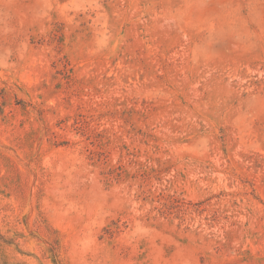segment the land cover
I'll return each mask as SVG.
<instances>
[{
	"label": "rangeland",
	"instance_id": "374dc122",
	"mask_svg": "<svg viewBox=\"0 0 264 264\" xmlns=\"http://www.w3.org/2000/svg\"><path fill=\"white\" fill-rule=\"evenodd\" d=\"M0 264H264V0H0Z\"/></svg>",
	"mask_w": 264,
	"mask_h": 264
}]
</instances>
